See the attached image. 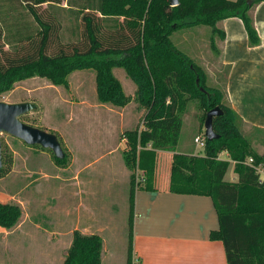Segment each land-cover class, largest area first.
<instances>
[{
	"label": "trees",
	"instance_id": "16d2710c",
	"mask_svg": "<svg viewBox=\"0 0 264 264\" xmlns=\"http://www.w3.org/2000/svg\"><path fill=\"white\" fill-rule=\"evenodd\" d=\"M262 1L178 0L171 7L169 0H0V94L35 77L66 86L72 72L93 69L99 101L122 107L127 99L112 69L127 71L146 109L142 131L127 133L124 152L126 166H137L143 180L136 183L134 174L129 178L131 228L135 192L154 191L156 151L176 152L180 115L188 102L198 100L205 116L219 107L223 114L213 119L219 138L205 140L203 156L210 172L207 194L219 224L209 238L222 243L227 264H264V180L259 183L255 172L243 164L252 158L264 167V152L257 154L239 129L242 122L226 99L223 102L225 94L219 88H207L202 70L170 40L181 29L207 26L222 41L224 32L217 28L218 22L238 18L249 45L258 46L250 10ZM222 152L227 153V160L218 158ZM55 160L62 163L65 154L62 160ZM231 161L236 182L225 180ZM185 166V157L175 153L170 176ZM193 176L191 168L187 175L190 184ZM19 216L17 206L0 202V227H12ZM131 242L132 236L129 253ZM100 250L97 236L74 232L62 264H100Z\"/></svg>",
	"mask_w": 264,
	"mask_h": 264
},
{
	"label": "rangeland",
	"instance_id": "374dc122",
	"mask_svg": "<svg viewBox=\"0 0 264 264\" xmlns=\"http://www.w3.org/2000/svg\"><path fill=\"white\" fill-rule=\"evenodd\" d=\"M170 40L180 53L202 70L205 86L209 89L219 88L224 95L223 87L227 71L220 64L221 40L218 34L213 36L210 27L196 26L175 32ZM112 75L119 82L127 99V104L122 107L99 101L96 74L93 69L72 72L67 77L66 86H54L46 79L35 77L18 82L12 90L0 94V102L33 103L36 110L23 116L21 120L34 128L52 131L46 132L57 137L65 154V160L59 164L52 152L38 146H28L7 134H0L2 156L0 201L15 205L20 211L19 219L12 227H0V264L64 262L71 246L69 237L63 243L60 257L58 244H52L51 241L50 248L45 245L48 242L44 244L45 238L49 237L48 221L51 222L48 210L53 203L51 188H57L56 175H59L61 180H65L73 172L83 169L92 173L99 172V175L94 177L95 186L99 190L97 196L107 206V212H102L106 220H100L107 229L104 243L95 235L101 241L100 264L134 263L135 258L129 253L131 239L129 197L127 203L125 199V208L122 212L121 199L123 195L127 196L128 192L124 185L120 186V183L124 169L128 178L131 174L135 175L136 183L142 180V172L137 166L134 168L126 166L124 152L127 151L126 143L129 137L127 133L139 134L142 131L146 109L141 104L136 94L137 86L128 76L127 71L122 67H114ZM183 77H185L184 73ZM223 102L225 103V95ZM99 106L113 110L108 119L111 120L108 126L103 123L104 110L98 108ZM180 118V145L176 150L188 152L191 146V152L204 156L205 144L202 146L195 142L197 137L204 136L205 113L200 108L198 100L191 99ZM239 129L251 141L256 153L262 154L264 134L249 131L241 124ZM73 155L75 157L78 155L74 161H72ZM218 158L227 160L228 155L222 152ZM230 164L228 179L234 174V163L231 161ZM127 180L126 186L129 188V179ZM89 200L92 210L95 201L91 198ZM99 204L101 202L97 205ZM108 214L114 217L111 223L108 221ZM24 220L27 221L26 225L23 229L18 228L19 223ZM74 221V216L69 217V220L64 219L62 230H68L75 224ZM34 223L39 224L42 229L35 231ZM71 236L72 242L73 234ZM29 245L27 249L26 246Z\"/></svg>",
	"mask_w": 264,
	"mask_h": 264
},
{
	"label": "crops",
	"instance_id": "0c3cea01",
	"mask_svg": "<svg viewBox=\"0 0 264 264\" xmlns=\"http://www.w3.org/2000/svg\"><path fill=\"white\" fill-rule=\"evenodd\" d=\"M250 16L260 40L259 45H249L244 26L238 18H227L217 24V28L224 32L219 58L220 64L227 71L223 88L228 106L246 129L264 134V1L251 8ZM98 108L104 110L102 120L108 126L113 110L105 106ZM189 151L176 150L175 153L185 157L186 166L173 178L170 172L175 153L156 151L154 191L135 192L131 253L140 264H227L222 243L209 238L210 232L219 228L211 197L207 194L210 172L203 164V156ZM76 157L73 155L72 161ZM191 168L194 176L190 184L187 175ZM124 171L120 186L124 185L128 194L122 196V212L125 199L127 203L129 197V188L126 186L129 178L127 171ZM98 175L99 172L92 173L83 169L73 172L65 180H61L59 175L55 177L58 185L56 189L51 188L53 203L48 209L51 222L48 221L49 237L45 238L44 244L48 242L45 244L48 248L51 241L52 244H58L59 257L65 239L69 237L71 243V234L74 232L83 236L97 235L102 243L105 241L107 229L100 220H106L102 212H107V206L97 196L99 190L95 186L94 177ZM225 180L236 182L237 177L233 174L228 179L226 175ZM90 198L95 201L92 210ZM99 202L101 204L97 205ZM71 216L75 217V224L68 230H62L64 219L69 220ZM107 217L110 223L114 221V217L109 214ZM117 218L118 215L116 221ZM26 222L24 220L19 223L18 228L23 229ZM33 226L35 231L42 229L39 224L34 223ZM29 247L26 246L27 249Z\"/></svg>",
	"mask_w": 264,
	"mask_h": 264
},
{
	"label": "water",
	"instance_id": "95a60500",
	"mask_svg": "<svg viewBox=\"0 0 264 264\" xmlns=\"http://www.w3.org/2000/svg\"><path fill=\"white\" fill-rule=\"evenodd\" d=\"M248 4H251L248 1ZM171 7L178 5V0H169ZM36 110L31 102L5 103L0 102V134H7L22 141L28 146H38L43 150H49L53 156L62 160L64 152L57 137L44 130L34 128L22 122L21 117ZM223 114L219 107H215L206 113L204 121V138L207 141L219 138L213 130V119ZM2 169L1 143H0V170Z\"/></svg>",
	"mask_w": 264,
	"mask_h": 264
},
{
	"label": "built area",
	"instance_id": "2783aa9c",
	"mask_svg": "<svg viewBox=\"0 0 264 264\" xmlns=\"http://www.w3.org/2000/svg\"><path fill=\"white\" fill-rule=\"evenodd\" d=\"M195 142L197 145H204L205 144V138L204 136L202 137H197L195 139ZM147 149H151V146L150 145H147ZM244 165L250 167L254 172H255V175L257 176L258 178V182L259 183H262L263 180H264V167L262 165H256L253 161L252 158H247L244 162H243ZM143 181V180H142ZM133 264H138L137 261H134Z\"/></svg>",
	"mask_w": 264,
	"mask_h": 264
}]
</instances>
